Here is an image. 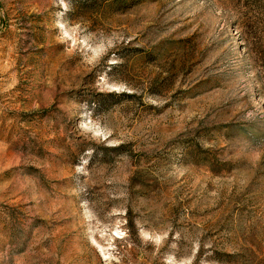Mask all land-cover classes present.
I'll use <instances>...</instances> for the list:
<instances>
[{
    "label": "rangeland",
    "instance_id": "obj_1",
    "mask_svg": "<svg viewBox=\"0 0 264 264\" xmlns=\"http://www.w3.org/2000/svg\"><path fill=\"white\" fill-rule=\"evenodd\" d=\"M0 264H264V0H0Z\"/></svg>",
    "mask_w": 264,
    "mask_h": 264
}]
</instances>
